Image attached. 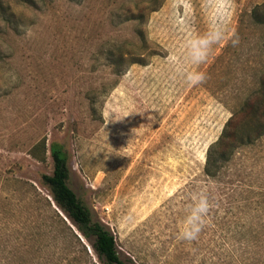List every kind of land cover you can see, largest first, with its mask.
<instances>
[{"label": "rangeland", "instance_id": "1", "mask_svg": "<svg viewBox=\"0 0 264 264\" xmlns=\"http://www.w3.org/2000/svg\"><path fill=\"white\" fill-rule=\"evenodd\" d=\"M263 3L0 0V264H102L71 220L91 257L54 225L41 180L53 141L67 151L69 187L127 263L264 264V137L221 176L204 174L208 147L264 68V26L249 18ZM213 25L226 39L192 63L188 43ZM184 72L206 80L188 85ZM42 140L44 161L30 154ZM199 192L212 206L197 238L181 239Z\"/></svg>", "mask_w": 264, "mask_h": 264}, {"label": "trees", "instance_id": "2", "mask_svg": "<svg viewBox=\"0 0 264 264\" xmlns=\"http://www.w3.org/2000/svg\"><path fill=\"white\" fill-rule=\"evenodd\" d=\"M255 23L264 26V3L255 6L249 14ZM245 24L244 16L240 19L238 32ZM138 35H142L138 32ZM262 54L264 56V38L262 41ZM120 58H124V53H118ZM264 137V68L259 75L255 88L246 96L242 104L232 111L230 117L224 124L223 130L218 139L207 149L204 174L208 178H217L224 173L225 167L232 161L234 154L244 147L255 145ZM42 147V152H41ZM49 154L52 159L53 169L51 173H44L41 176L42 183L48 187L50 195L46 199L48 206L54 212V225L60 226L71 236V240L82 247V253L91 257L85 244L75 232L74 228L61 215H65L76 226L77 230L85 238H92L91 247L102 264H129L124 261L117 248L114 233L102 222L93 220L90 209L77 197L75 192L69 187L68 154L64 146L56 141L49 144ZM47 152L46 142H37L30 150V154L37 160L44 161ZM25 185H30L22 181ZM39 193V192H38ZM55 205V206H54ZM61 211V212H60ZM261 225L256 233V243L259 245L258 255L261 258L262 248L264 249V236L261 233L264 228V219L257 220ZM72 224V225H73ZM61 232V230H60ZM257 245V246H258ZM16 250V248H14ZM1 251V250H0ZM17 251V250H16ZM38 258L41 257L42 248L37 247L34 251ZM9 255L14 254V250L8 249ZM6 261H11V256ZM5 258V259H6ZM75 258V257H73ZM5 259L1 262H6ZM92 260V259H91ZM264 261V259H263ZM97 264V262H90Z\"/></svg>", "mask_w": 264, "mask_h": 264}, {"label": "clouds", "instance_id": "3", "mask_svg": "<svg viewBox=\"0 0 264 264\" xmlns=\"http://www.w3.org/2000/svg\"><path fill=\"white\" fill-rule=\"evenodd\" d=\"M226 39L222 28L213 25L212 29L203 36H199L188 43L187 53L192 63L202 64L207 61L212 46L219 44ZM233 47L239 44V37L233 33L227 37ZM184 82L191 86H198L205 82L206 75L202 72L182 73ZM211 202L206 192H199L193 198V204L188 211L185 220V227L180 234L181 239L195 240L201 232L205 222V217L210 211Z\"/></svg>", "mask_w": 264, "mask_h": 264}, {"label": "water", "instance_id": "4", "mask_svg": "<svg viewBox=\"0 0 264 264\" xmlns=\"http://www.w3.org/2000/svg\"><path fill=\"white\" fill-rule=\"evenodd\" d=\"M55 206V205H54ZM61 212V211H60ZM61 215L64 217V219L73 227L72 223H70L69 219L61 213ZM81 237V235H79Z\"/></svg>", "mask_w": 264, "mask_h": 264}]
</instances>
